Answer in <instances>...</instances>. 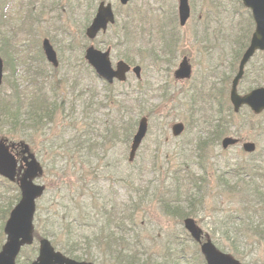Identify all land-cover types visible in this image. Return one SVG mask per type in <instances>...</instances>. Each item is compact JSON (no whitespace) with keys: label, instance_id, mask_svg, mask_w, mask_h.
I'll list each match as a JSON object with an SVG mask.
<instances>
[{"label":"rangeland","instance_id":"374dc122","mask_svg":"<svg viewBox=\"0 0 264 264\" xmlns=\"http://www.w3.org/2000/svg\"><path fill=\"white\" fill-rule=\"evenodd\" d=\"M107 1L113 3L118 22L107 33L91 40L85 35L88 20L93 15L87 2L80 8L77 4L71 5L69 0H0V51L6 46L2 44L4 34L14 37L18 46L10 51V64L5 70L8 80L0 88L1 94L11 93L17 83L25 92L26 104L41 90L44 91L41 96L46 93L53 103H62L54 120L42 131L26 132L18 128L11 133L10 127L1 131L6 142L19 153V159L27 146L43 169L37 182L44 184L47 190L37 201L35 230L43 234L50 225L44 222L46 216L59 213L62 218L68 211L67 204L78 209L72 214L78 221L81 219L78 206L84 205L83 200L77 195L70 201L69 195L76 188L74 172L82 171L85 182L100 181V188L112 191L119 217L126 221L127 228L130 226L138 233L152 255L170 252L171 257H175L179 252L182 256L185 254L184 263L204 264L200 244L190 237L184 220L164 210L162 201L166 197V202L188 206L186 194L196 187V178H189V172L207 173V181L200 184L202 204L185 210L191 211L190 217L196 220L204 237L223 251L237 258L239 253L252 264H264V206L245 208L243 195L232 190V182L227 185L215 174L217 171L222 174L227 167L239 174L253 168L264 171V130L253 125L264 123V114L249 116L242 110L235 121L232 120L240 132L231 135L242 141L226 149L220 142L213 147L207 161L198 159L194 145L201 135L200 130L209 127L215 114L214 105L204 93L230 71L236 34L243 18L250 17L248 10L239 0H189L191 15L182 26L179 0H131L125 7L120 0ZM127 15L135 24L131 29L123 27ZM176 34L180 42L176 57L170 58L168 50L164 49V37L174 38ZM45 37L51 39L59 58L63 57L57 69L41 56L40 46ZM92 43L101 49L110 46L114 64L124 57L141 64V82L130 73L125 83L115 82L110 92L105 83L86 68L83 47ZM185 55L193 65V76L178 81L174 71ZM262 61L264 53L253 59L249 69ZM262 78L264 83V74ZM254 84L253 78L245 79L241 85L244 93ZM141 89L146 95L145 105L133 102ZM109 93H112L110 100ZM33 107L30 105L27 110ZM128 108L132 111L127 112ZM120 109L128 114V121L136 122L133 133L140 117H149L148 134L133 161H129L132 136L129 142L123 140L120 123L116 137L110 140L105 136L106 128L117 120ZM244 116L248 117L247 123L241 119ZM180 121L185 123L186 129L176 137L171 127ZM75 140L78 145L89 146L68 153L51 150L53 145H77ZM244 141L255 142V152L245 151ZM241 178L250 180L245 174ZM258 183L261 184V180ZM18 194L21 193L15 182L0 174V251L8 238L4 227L11 212L10 204ZM81 228L78 229L81 235L90 232L86 227ZM56 229L62 237L60 240L64 241L66 231L61 226ZM50 239L56 242L53 237ZM236 243L244 250L235 249ZM38 247L37 238L33 244L24 246L17 264H28L35 258Z\"/></svg>","mask_w":264,"mask_h":264},{"label":"trees","instance_id":"16d2710c","mask_svg":"<svg viewBox=\"0 0 264 264\" xmlns=\"http://www.w3.org/2000/svg\"><path fill=\"white\" fill-rule=\"evenodd\" d=\"M69 2L71 5L73 4V6L78 4L80 8L84 3L87 2L91 11L94 10L96 4V0H69ZM249 18H243L242 25L240 27L241 30L237 35V47L235 52V60L231 67V74H226L221 79L218 86H214L210 91V98L215 104L218 105L215 111V116L212 118L213 121H211L209 125L210 132L207 130V133L204 135V137H201L202 135H200V137L194 141V145H196L195 150L197 149L196 156L198 159L203 161L209 160L210 152L213 150V147H217L224 136L229 134L237 135L240 132V129L239 131L235 129V124L232 121L238 115L234 113L229 102V88L227 85L230 84L231 76L236 71L238 61L245 48L248 46L253 32L254 23L251 16ZM132 25L135 24L127 15L123 27L131 29ZM128 33L130 34L131 32L129 31ZM2 40V44L6 46L2 51H0V54L3 55L6 60V65L8 66L10 64L9 57L11 51V42L9 41L10 39L5 35L3 36ZM179 42V38L166 36L164 49H174L175 51ZM125 59H127L129 62H134L131 58L126 57ZM250 70V76L248 73L246 79L253 78V82L255 84L249 89L262 85L264 61L259 64H253ZM55 102L57 104V101ZM56 104L53 103V100H51L46 94H44L35 100L33 103L34 107L31 111H28V104L25 103V98L21 92L17 91V89H15V94H1L0 92V137H4V135L1 134V131L9 127L12 130L11 133L17 131L18 128H23L26 132L30 129L33 131H42L48 126L49 123L54 120L53 118L58 109V104ZM24 106H26V109ZM244 110L247 111L249 116H254L250 110ZM241 119L247 123L246 119H248V117L244 116ZM255 124L253 125L260 127V130H264V127L262 126L264 123L258 122ZM112 126V128H107V133L105 134V136L110 137V139L113 134L114 137L117 136L115 124ZM133 126L134 123L130 122V124L125 128L126 142L130 140V137L133 133ZM75 143L77 145H53L51 146V150L54 152H58L60 150V152L68 153L70 151L74 152L75 149L78 150V147L83 149V146H89L84 144L78 145L79 142L76 140ZM233 169L234 168L227 167L223 169L222 174H220L218 171L215 174H218V180L223 181L227 185H229L228 183L230 181L232 182V190L238 191L243 195L244 199L242 200V204L245 206V208L261 207L262 205L264 206V173L258 170H249L247 173L243 172L239 174L237 172L234 173L232 171ZM74 173L77 177V183L75 186L76 188L73 190L72 194L69 195V197L71 198L70 201H74L75 196L77 195L82 198L84 205L78 206L79 213L82 215V217H80L81 219L78 221V219L73 217L72 214L74 211L77 212L78 209L75 207L71 208L70 205L67 204L66 209L68 211L62 218L58 216L59 213H53L52 215L48 214L46 216L44 222H48L50 225L48 229L45 227L46 231L42 234V236L53 237V239L56 240L55 245H57L60 250L76 259H87L104 264L182 263L183 256L179 252H177L175 257H171L170 252L165 254L162 258L158 257L157 255H152L149 249L145 247L143 241L139 238L138 233L136 232L135 234L134 229L130 226L127 228L126 221L119 217L120 214L114 205L112 191L103 190L100 188V181L89 180L85 182L82 171H75ZM242 174L249 176L250 180L247 181L245 178L239 179ZM189 178L193 180L196 178V187L194 190L192 189L193 191L189 190L186 194L188 206H183L182 203L171 204L166 202V197L162 201V203H164V210L171 215L179 217L180 220H184L185 218L191 216V211L188 212L185 210L187 207H190V210H192L196 204H202L204 199L200 184L207 181V173H204V175H196L192 172H189ZM239 180H241V182H239ZM258 180H261L262 183H258ZM241 183L244 185L240 186ZM68 188L72 189L73 187L68 186ZM111 189L114 188L112 187ZM87 191H91L92 194L90 193L86 195L85 193ZM19 199L20 194H18L16 200L14 199V202H11L10 210L14 204L19 201ZM69 216H71L72 219H70ZM57 226L59 228L61 226L62 229L66 231V234L64 235V241L60 240L62 237L58 235L56 229ZM81 227H86L90 232L84 235L79 234L78 229L82 230ZM40 231L41 230L36 231V236H40ZM226 231L227 229H224V232ZM257 231L262 230L258 229ZM234 248L240 249V246L234 244Z\"/></svg>","mask_w":264,"mask_h":264},{"label":"water","instance_id":"95a60500","mask_svg":"<svg viewBox=\"0 0 264 264\" xmlns=\"http://www.w3.org/2000/svg\"><path fill=\"white\" fill-rule=\"evenodd\" d=\"M244 5L251 9L253 18L256 23V29L252 35L249 47L245 51L239 66V71L233 79L230 100L236 112L240 110L243 105H248L255 113L264 111V87H259L252 90L250 93L240 95L238 93V85L240 79L244 75L245 66L249 59L258 50H264V0H242ZM123 4H127L129 0H121ZM180 23L185 24L190 16L189 0H180L179 5ZM116 21L115 13L111 3L106 4L102 1L98 7L97 13L91 24L86 30L89 38H95L102 30L107 31L110 24ZM44 50L47 58L57 66L59 64L57 53L48 39L44 40ZM111 49L106 51L99 50L95 46H90L86 50L85 57L88 62L95 68L98 75L108 82L112 83L114 78L121 81L126 80L127 73L130 70V65L124 60L117 62L116 67L113 66L111 56ZM134 71L139 76L141 67H134ZM177 78H188L191 76V65L185 57L176 71ZM3 79V60L0 57V85ZM148 130V120L143 117L140 120L138 131L134 135L130 160L135 156ZM184 130L182 123H177L173 126L175 135H179ZM238 140L233 137H225L222 141L224 148L237 143ZM244 148L248 152L256 149L254 142L244 143ZM28 151V147H24V152ZM18 160L9 148L5 141L0 140V174L11 181H15L17 177ZM24 172L18 179L22 192L20 201L15 205L10 213V217L5 225V232L8 240L0 252V264H16V258L20 252L23 244L33 242V221L36 211V200L41 196L45 190L44 186L38 184L34 179L42 172L37 159L28 154L23 158ZM185 227L191 233L193 238L198 241L202 239V230L198 228L196 222L192 218L185 220ZM202 251L205 254L208 264H240L231 256L216 249L211 241H206L202 245ZM32 264H92L85 262H78L73 259L64 257L60 252H57L52 247L48 239H43L41 242L40 255Z\"/></svg>","mask_w":264,"mask_h":264},{"label":"flooded vegetation","instance_id":"af4514ba","mask_svg":"<svg viewBox=\"0 0 264 264\" xmlns=\"http://www.w3.org/2000/svg\"><path fill=\"white\" fill-rule=\"evenodd\" d=\"M169 53V52H168ZM171 54V53H170ZM59 107H61V103L59 104ZM237 245H239L240 246V249L242 248L243 250H244V248L242 247V245H240V244H238V243H236ZM240 249H238V251L240 250ZM39 250V249H38ZM245 253V252H244ZM237 255H239L238 257L239 258H237V257H235L236 258V260L238 261V262H240L241 264H252V262L251 261H246V259L244 258V256L242 257L239 253L237 254ZM205 264H208L206 261H205Z\"/></svg>","mask_w":264,"mask_h":264}]
</instances>
